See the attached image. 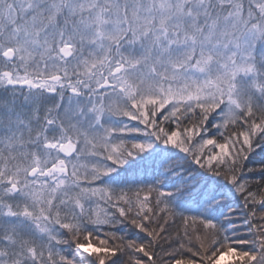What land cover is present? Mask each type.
Segmentation results:
<instances>
[{"label":"snow or ice","instance_id":"6c2138e0","mask_svg":"<svg viewBox=\"0 0 264 264\" xmlns=\"http://www.w3.org/2000/svg\"><path fill=\"white\" fill-rule=\"evenodd\" d=\"M0 264H264V0H0Z\"/></svg>","mask_w":264,"mask_h":264}]
</instances>
